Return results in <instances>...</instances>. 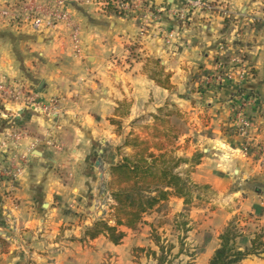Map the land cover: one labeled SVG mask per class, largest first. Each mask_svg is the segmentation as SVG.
<instances>
[{"label":"crops","instance_id":"1","mask_svg":"<svg viewBox=\"0 0 264 264\" xmlns=\"http://www.w3.org/2000/svg\"><path fill=\"white\" fill-rule=\"evenodd\" d=\"M29 1L0 0V77L29 82L40 104L0 102V264H137L135 249L156 250L151 216L138 232L123 228L121 245L105 236L90 240L86 231L105 216L99 190L107 169L122 150L131 152L119 151L121 142L138 136L139 119L153 126L151 116L167 106L192 115L191 131L177 138V155L203 154L192 181L214 196L210 210L192 215L190 240L199 251L193 264H209L237 216L245 228L239 250L264 235V0H216L215 12L192 11L188 20L176 14L186 0H146V10L133 16L106 9L105 0H34L37 16L69 13L80 58L67 24L33 30ZM239 55L243 77L233 72L209 83ZM153 61L170 77V89L149 77ZM249 100L244 114L251 128L242 136L235 116ZM169 203L171 212L183 211V199ZM239 264H264V255Z\"/></svg>","mask_w":264,"mask_h":264},{"label":"trees","instance_id":"2","mask_svg":"<svg viewBox=\"0 0 264 264\" xmlns=\"http://www.w3.org/2000/svg\"><path fill=\"white\" fill-rule=\"evenodd\" d=\"M149 77L160 87L170 89V77L163 73L159 61H153ZM122 106V105H121ZM124 107V105H123ZM166 108L152 115L154 127L148 138L133 137L128 139L126 147L133 150L130 157L125 156L117 165L110 168L111 180L118 187L112 193L116 204L114 207V226L105 220H99L86 231V237L95 240L105 236L112 244L121 245L125 239L123 228L136 231L144 221L145 215L152 213L169 198L176 197L189 205L192 189L196 188L189 179L179 172L182 165L196 167L201 164L202 153H196L191 159L172 157L169 146L177 136L162 129L167 124L164 118ZM241 233L235 223L231 222L219 237L220 245L209 264H239L249 257L264 255V235H257L251 247L241 251L237 240ZM157 247L158 240H157ZM160 251L163 248L159 247ZM156 256V253L153 252Z\"/></svg>","mask_w":264,"mask_h":264},{"label":"rangeland","instance_id":"3","mask_svg":"<svg viewBox=\"0 0 264 264\" xmlns=\"http://www.w3.org/2000/svg\"><path fill=\"white\" fill-rule=\"evenodd\" d=\"M37 12H41V10H39L38 8ZM41 17H44V16H41ZM43 32H46V31H43ZM74 56L76 58H80V56L77 55L75 52H74ZM19 81L23 82L27 86L28 91L31 94L36 95L38 98V95L36 94V90L34 89L33 86H31L29 82L22 80V79H19ZM54 99L58 100L59 98L57 97ZM124 106L125 107L121 109L122 118L126 116V114L124 113H126L129 109L125 104ZM164 108H166V112L164 115H169L168 113L170 112L173 115H169V116H166V118H164L165 121H167V124L166 125L164 124V127L161 126L162 129H166L167 131H170L172 136H177V137L184 133L188 134V132L191 131V128L189 127L191 120H192L191 114L187 112L183 114L179 110L172 109V107L170 106H167ZM54 110H53V113H54ZM161 115L159 116L162 117ZM145 121H146V118L144 117L139 119V130H138L139 132H138L137 137H140L141 139L148 138L149 135L151 134V128L154 127V124H153V126L150 125L149 128H147ZM191 126H193V122ZM237 131L240 134L238 127H237ZM128 139L130 138L128 137L125 141L121 142L122 146L118 148L119 151L124 148H128L126 147L127 145L126 142L128 141ZM177 143H178L177 140H173V142L170 145H168L169 150L172 151V157H178L177 151H176ZM121 153H122L121 155V160H122L125 156L127 157L132 156L133 150H131L130 153H125L122 150ZM194 169L195 167H191L189 165V167L182 173H180L181 170L180 171L178 170V172L184 178L189 179L193 183L192 174L195 172ZM106 174L107 175L105 178V182L103 183V186L99 190L101 194L105 195L103 198L104 200H106L103 203L104 207L101 209V211L105 213V216L103 217L102 220H105L109 222V225L114 226L115 224L114 207L116 206V204L112 198V193L113 191L117 189L118 185L117 183L111 180L110 169L109 170L107 169ZM194 185H196V188L192 189L191 198H190L191 202L189 205H185L184 203V208L181 213L177 214V213L171 212L173 210H176V208L170 205L169 202L171 198H169L167 202L161 204L152 213L145 215L144 221L138 227V229L134 232L140 231V228L141 227L143 228L144 225L147 224V222H145V219L151 216V221H153V224L151 227V231L148 234H150V239L156 250H152V248L150 247L135 249L133 256L137 259V264H145L146 258L148 260L150 258L152 260V264H193V261L196 258V254H198L199 251L197 247L192 246L193 244L190 240L191 239L190 233L192 232V228L194 227V219L192 215L196 214L197 211L210 210L211 202L214 203L213 201L214 196L209 186L198 185V184H194ZM233 221H235L241 233V236H242L243 230H245V228H243V223H244L243 216H237L235 219H233ZM157 240H158L159 247L163 248L162 252L160 251L159 247H157V243H156ZM153 252L156 253V256L153 255Z\"/></svg>","mask_w":264,"mask_h":264},{"label":"built area","instance_id":"4","mask_svg":"<svg viewBox=\"0 0 264 264\" xmlns=\"http://www.w3.org/2000/svg\"><path fill=\"white\" fill-rule=\"evenodd\" d=\"M64 2L59 1L58 6L64 8ZM147 1L146 0H105L104 7L108 10L121 15V16H133L146 10ZM150 13L153 17L158 18V10L149 7ZM218 9L216 0H186L185 6L176 11V14L182 20H188L189 14L192 11H200L203 13L211 14ZM40 10V9H39ZM38 8L36 7L34 0L29 1L27 9V20L31 24L35 32L41 33L43 31H54L57 29L60 23H65L73 29L71 35L72 46L74 52L81 57V47H80V37L78 28L71 22L69 13L66 10L63 11H47L44 17L37 16L36 12ZM220 12L226 17L230 18L231 13L227 8H221ZM15 19V17H14ZM236 72L243 77L245 75L244 67V57L239 55L231 59L227 65H220L218 73L209 79V83L221 84L225 80L229 79L230 74ZM0 102H16L24 103L33 107H40L38 98L36 95L31 94L27 86L21 82L13 79H8L0 77ZM251 104V100L243 103L237 110L235 120L237 127L239 129L240 135L246 136L248 130L251 128L250 121L245 117L244 110L245 107ZM53 107V101L50 107H45L43 110L48 111ZM20 137L18 136L17 139ZM247 149L245 148V151Z\"/></svg>","mask_w":264,"mask_h":264}]
</instances>
